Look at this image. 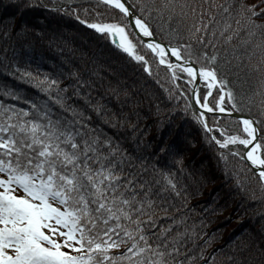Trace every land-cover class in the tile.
<instances>
[{
	"label": "snow or ice",
	"instance_id": "snow-or-ice-1",
	"mask_svg": "<svg viewBox=\"0 0 264 264\" xmlns=\"http://www.w3.org/2000/svg\"><path fill=\"white\" fill-rule=\"evenodd\" d=\"M73 2L52 8L101 34L148 76L153 75V61L157 70L165 66L172 85L169 98L180 88L177 80L191 85L193 99L186 109L193 103L198 106L193 118L205 139L218 146L226 174L229 156L246 161L264 191L261 121L232 115L255 104L259 117H264V32L257 35V29L264 30V21L253 19L262 14L255 4L237 5L245 17L247 39L232 46L229 57L238 70L247 69L250 79L245 83L251 88L245 95L229 87L217 69L218 59L224 63L214 43L217 32L226 44L240 35L239 27L228 31L232 0H96L109 13L102 17L93 8L99 19H89V8L80 3L69 7ZM218 13L227 16L213 25ZM189 17L186 35L201 45L199 56L191 43L176 42L183 41L185 33L179 29ZM160 32L169 43L157 38ZM200 59L206 63H191ZM29 67L16 60L3 64L8 75L32 85L37 94L0 82V264H252V250L244 242L237 247L229 241L209 252L213 233L196 243L206 235L204 220L191 221V209L181 210L187 208V194L182 196L175 174L128 154L120 139L103 126L116 127L115 117L92 100L90 89L81 87L88 81L77 77L61 86L58 78ZM198 81L206 82L202 95ZM227 119L237 120L240 131L230 133L220 123ZM233 176L243 191L239 172ZM245 249L247 257L242 255ZM258 251L264 264V248Z\"/></svg>",
	"mask_w": 264,
	"mask_h": 264
},
{
	"label": "trees",
	"instance_id": "trees-1",
	"mask_svg": "<svg viewBox=\"0 0 264 264\" xmlns=\"http://www.w3.org/2000/svg\"><path fill=\"white\" fill-rule=\"evenodd\" d=\"M66 3L67 0H0V82L7 81L29 94H37L32 85L18 81L4 71L3 64L10 60L18 61L22 67L30 66L29 70L34 73L38 71L40 75L58 78L61 86L74 82L77 77L88 81L81 87L86 91L90 89L92 100L104 105L109 115L115 117L116 127L103 126L120 139L128 154L137 162L143 160L145 165L175 174L178 187L182 186V196L187 194V208L181 210L188 212L191 209L188 212L191 221L204 220L206 235L196 243L200 244L213 233L216 238L206 250L209 252L229 241L235 242L237 247L244 242L252 250V264H262L258 250L264 248V191L257 183V176L253 175V169L239 158L229 156L226 174L218 156V146L205 139L204 130L193 118L192 112L196 109L193 105L186 109V104L191 101L189 89L192 86L185 80H177L180 88L169 98L172 85L165 66L161 65L157 70L153 61V75L148 76L140 64L128 59L102 35L82 25L74 16L52 8L53 4L64 7ZM76 3L89 8V19H99L92 12L93 8L102 17L109 16L103 5H96V0H75L68 6L75 7ZM239 4H255L256 11L262 14L253 19L258 23L264 21V0H232V27L228 31L239 27L240 35L226 44L217 32L219 39L214 43L224 59L222 64L218 59V75L222 74L235 92L247 95L251 88V84L245 83L250 79L246 76L247 69L241 66L238 70L236 63L229 59L232 46L247 39V25L237 8ZM225 16L227 13H218L212 24L217 20L223 23ZM205 19H208L207 15ZM191 22V17L185 21L179 29L185 33L184 39L176 42L191 43L194 54L199 56L201 45L186 35ZM152 23L156 28V21ZM164 32L157 38L169 43ZM261 32L264 30L257 29V35ZM227 34L226 31L224 35ZM256 39L257 36H253L252 42ZM243 50V47L238 48V51ZM207 51L211 54V46ZM193 61L206 63L202 59ZM73 72L77 74L75 77L71 75ZM216 90L214 87L213 94ZM204 92L205 83L201 85L200 94ZM39 95L43 98V94ZM242 114L258 117L264 132V117H259L255 104ZM92 115L95 117V113ZM220 123L230 133L242 128L235 119ZM233 172H239L243 191L237 187ZM175 202L179 205L180 200ZM248 254L249 250L245 249L242 255L247 257Z\"/></svg>",
	"mask_w": 264,
	"mask_h": 264
},
{
	"label": "water",
	"instance_id": "water-1",
	"mask_svg": "<svg viewBox=\"0 0 264 264\" xmlns=\"http://www.w3.org/2000/svg\"><path fill=\"white\" fill-rule=\"evenodd\" d=\"M98 34V33H97ZM101 35V34H100ZM145 39H147V38H145ZM166 43V42H165ZM191 63H193V64H196L194 61H191ZM201 84H202V82H197V85H198V90L200 91V86H201ZM192 99H193V97H192V93H191V101H192ZM193 106H194V108L195 109H197L198 108V106L197 105H195L194 103H193ZM232 115L233 116H236V115H243V116H248V115H245V114H242V113H232ZM210 117V116H209ZM209 117H208V119H209ZM261 130V129H260ZM262 132V131H261ZM246 162V161H245ZM247 164H248V162H246ZM249 165V164H248ZM250 166V165H249ZM251 167V166H250ZM253 171H254V169H253Z\"/></svg>",
	"mask_w": 264,
	"mask_h": 264
},
{
	"label": "rangeland",
	"instance_id": "rangeland-1",
	"mask_svg": "<svg viewBox=\"0 0 264 264\" xmlns=\"http://www.w3.org/2000/svg\"><path fill=\"white\" fill-rule=\"evenodd\" d=\"M186 82V81H185ZM187 83V82H186ZM204 83H206V82H204ZM214 88V87H213Z\"/></svg>",
	"mask_w": 264,
	"mask_h": 264
}]
</instances>
